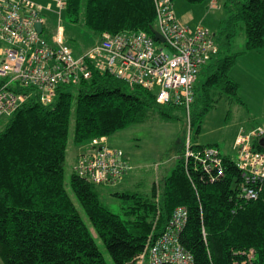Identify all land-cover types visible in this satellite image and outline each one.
<instances>
[{
    "label": "trees",
    "instance_id": "1",
    "mask_svg": "<svg viewBox=\"0 0 264 264\" xmlns=\"http://www.w3.org/2000/svg\"><path fill=\"white\" fill-rule=\"evenodd\" d=\"M186 1L196 5L211 0ZM82 9V0H67L64 13L73 24L83 15L85 27L98 38L126 31L152 36L151 31L158 30L154 0H87L83 13ZM224 9L228 14L221 29L223 44L229 47L243 25L245 51L262 49L264 0H226ZM218 45V56L202 73L205 80L198 77L194 87L189 124L197 134L222 94L237 95L238 85L229 72L240 54L220 58L227 52ZM75 95L77 146L110 138L156 116L173 121L178 119L177 111L187 112L160 105L153 94L131 90L115 77L97 72L78 87H61L51 105L31 96L4 119L0 129V259L4 264H107L96 240L105 245L113 264H125L144 252L152 234L158 238L164 233L180 207L188 210V220L179 241L194 264H242L241 253L251 249L254 264H264V191L257 202H243L238 197L241 174L231 157L224 158L225 177L212 182L206 174L185 167L183 144L176 168L162 183L154 184L150 198L115 194L138 205L127 213V221L101 204L97 191L101 186L73 173L71 190L89 220L87 225L66 188ZM256 148L264 151L263 144Z\"/></svg>",
    "mask_w": 264,
    "mask_h": 264
},
{
    "label": "built area",
    "instance_id": "2",
    "mask_svg": "<svg viewBox=\"0 0 264 264\" xmlns=\"http://www.w3.org/2000/svg\"><path fill=\"white\" fill-rule=\"evenodd\" d=\"M42 1L0 0V120L12 117L34 95L45 106L53 104L61 87H78L95 72L109 74L131 90L153 94L160 105L183 107L189 114L198 77L219 54L210 29L182 24L172 0H154L157 31L165 42L145 32L104 33L95 46L75 58L62 24L67 0ZM216 2L210 1L211 9ZM47 13L58 16L55 28H47L50 42L43 38ZM260 144L264 147V123L241 129L233 145V162L242 179L238 197L245 203L257 202L264 191V151L256 148ZM87 145L89 151L73 169L81 179L115 186L133 171L124 153L109 147L106 139H93ZM183 155L185 167L206 174L212 182L225 177V157L217 147L197 146L188 137ZM187 220L188 210L176 209L164 233L158 238L152 234L144 252L125 264H194L179 241ZM241 255L245 258L242 264H254L253 249Z\"/></svg>",
    "mask_w": 264,
    "mask_h": 264
},
{
    "label": "rangeland",
    "instance_id": "3",
    "mask_svg": "<svg viewBox=\"0 0 264 264\" xmlns=\"http://www.w3.org/2000/svg\"><path fill=\"white\" fill-rule=\"evenodd\" d=\"M220 1L217 0L216 7L211 9L210 1L191 5L186 0H176L174 11L179 17L186 15L189 11L190 28L203 25L215 34L217 45L223 46V50L225 49L227 52L220 54V58H224L226 55L240 54L229 72L230 79L238 85L237 95L222 94L215 108L206 115L200 134H197L196 127L191 131L190 115L188 116L187 112L184 111H177V120L169 121L156 116L144 124L132 126L108 138L107 145L110 142L111 148L121 150L125 155L124 158L133 166V171L125 181L121 182L126 177L115 186H101L97 191L101 204L124 221L129 219L127 213L138 205L133 199L123 198L115 194L150 198L154 184L162 183L161 181L165 177L171 176L176 168L180 148L188 137L197 146L212 145L217 147L224 157L229 156L233 160L235 158L233 145L239 131L241 129L249 130L264 123V47L256 51H245L246 34L243 25L239 26L238 33L229 47L223 44L221 29L222 25L225 27L224 21L227 19V13L224 9L218 10L222 4L224 6L226 0L222 4ZM86 3L87 0H82L83 9ZM44 17L47 24L43 38L50 42L51 35L47 32V28L50 30L55 28L58 16L47 13ZM185 17L187 18V15ZM62 24L65 27V41L74 51L75 58L99 42L100 38L85 27L83 15L79 23L73 24L66 13H63ZM0 47H2L1 43ZM204 69L206 70V67ZM204 69L199 75L200 81L205 80L202 74ZM74 94L76 93L74 92ZM75 103L76 95L74 96L70 120L69 144L65 162L66 188L84 222L90 225L70 186L77 160L82 154L89 151L87 144H84L82 148L73 141ZM96 244L106 263L113 264L112 258L102 241L96 240ZM0 264H4L1 259Z\"/></svg>",
    "mask_w": 264,
    "mask_h": 264
},
{
    "label": "crops",
    "instance_id": "4",
    "mask_svg": "<svg viewBox=\"0 0 264 264\" xmlns=\"http://www.w3.org/2000/svg\"><path fill=\"white\" fill-rule=\"evenodd\" d=\"M37 1H39V2H43L42 0H37ZM222 2H224V0H221L220 1V4H222ZM173 4H174V2H173ZM222 9H224V6H223V4H222V6L218 9V10H222ZM225 10V9H224ZM226 11V10H225ZM226 13L228 14V12L226 11ZM189 11L186 13V15H187V18L185 17L186 15H181L180 17L179 16H177V18H178V20L181 22V23H183V24H185V25H188V26H190V21L191 20H189ZM185 18H186V20H185ZM227 18V17H226ZM225 20V19H224ZM4 121L5 120H0V129L3 127V125H4ZM106 141H109V139L107 138L106 139ZM88 144V143H87ZM83 145H81L80 147H82ZM108 146L109 147H111L110 146V142H108ZM83 148V147H82ZM125 156V155H124ZM131 174V173H130ZM129 174V175H130ZM129 175L128 176H126V178L125 179H123L121 182H123V181H125L128 177H129ZM166 178V177H165Z\"/></svg>",
    "mask_w": 264,
    "mask_h": 264
},
{
    "label": "water",
    "instance_id": "5",
    "mask_svg": "<svg viewBox=\"0 0 264 264\" xmlns=\"http://www.w3.org/2000/svg\"><path fill=\"white\" fill-rule=\"evenodd\" d=\"M37 30H38L39 33L42 32V27H41L40 24L37 25ZM151 33L154 36L155 41H157V42H165V39L163 38V36L161 35V33L159 31L153 29L151 31Z\"/></svg>",
    "mask_w": 264,
    "mask_h": 264
},
{
    "label": "bare ground",
    "instance_id": "6",
    "mask_svg": "<svg viewBox=\"0 0 264 264\" xmlns=\"http://www.w3.org/2000/svg\"><path fill=\"white\" fill-rule=\"evenodd\" d=\"M119 34V33H118ZM195 100V99H194ZM193 105V104H192ZM164 106H167V105H164ZM192 107V106H191ZM183 108V107H182ZM185 109V108H184ZM186 110V109H185ZM190 110H191V108H190ZM187 111V110H186ZM187 114H188V111H187ZM190 115V112H189V114H188V116Z\"/></svg>",
    "mask_w": 264,
    "mask_h": 264
}]
</instances>
